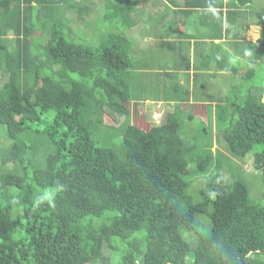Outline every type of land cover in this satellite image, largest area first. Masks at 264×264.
Returning <instances> with one entry per match:
<instances>
[{"label": "trees", "instance_id": "16d2710c", "mask_svg": "<svg viewBox=\"0 0 264 264\" xmlns=\"http://www.w3.org/2000/svg\"><path fill=\"white\" fill-rule=\"evenodd\" d=\"M139 1L94 13L99 0H0V264H264V78L251 86L249 70L232 88L214 141L195 104H169L164 72L139 73L126 33L140 14L199 9L221 39L223 1ZM254 2L230 0L228 17L264 28ZM114 19L116 32H98ZM89 32L93 46L77 40ZM245 45L264 49V29ZM158 99L173 107L162 123H129L133 104ZM106 115L123 129L95 140Z\"/></svg>", "mask_w": 264, "mask_h": 264}, {"label": "crops", "instance_id": "0c3cea01", "mask_svg": "<svg viewBox=\"0 0 264 264\" xmlns=\"http://www.w3.org/2000/svg\"><path fill=\"white\" fill-rule=\"evenodd\" d=\"M161 1L168 7L174 8L170 0ZM222 1L225 5L229 0ZM225 6L220 12L221 26L224 28L221 39L209 37L210 31L203 26L206 19L211 20V16L203 11L200 13L199 9L193 11L190 17L185 14L175 15V20L173 15L167 16L164 19L165 25L160 24L157 30L155 26L150 28L141 24L139 20V22L134 21L132 29L126 33L132 43V59L140 63L139 73L143 76L164 72L165 74L162 75L165 76L163 82L166 87L165 93L169 95L168 100L173 102L169 104H178L183 112L191 111V106L195 104L197 118L202 122L205 121L208 126L212 125L214 141L217 136V118L222 115L218 112H222L221 110L227 112L234 107L232 100L229 102L231 96L226 94L232 93L234 86L243 85L241 83L249 70L254 72L256 65L264 64V49L255 51L252 47L245 45L256 44L264 29L263 26L256 22L247 25L237 15L233 17L230 15L229 18L227 13L234 11H229L233 8ZM226 26L229 27L228 37L225 32ZM252 27L258 30L248 33ZM250 36L254 38V41L248 40ZM145 63L152 66L147 65L148 69H146ZM256 77V75L251 77V86L257 85ZM169 86H174V95L171 94ZM177 86H184V90ZM262 86L264 87V84ZM220 89L228 90V92L222 94ZM241 93L246 94V91ZM144 104L155 105L153 107L157 112V109L160 110L161 105L165 103L158 99L157 101L148 100ZM140 105L143 106V104ZM136 106L132 105L133 108ZM164 106L165 109L173 111V107ZM208 117H212L211 123L207 122Z\"/></svg>", "mask_w": 264, "mask_h": 264}, {"label": "rangeland", "instance_id": "374dc122", "mask_svg": "<svg viewBox=\"0 0 264 264\" xmlns=\"http://www.w3.org/2000/svg\"><path fill=\"white\" fill-rule=\"evenodd\" d=\"M99 1H100V5L96 6L95 8H93V9H95L94 13L95 12L96 13L104 12L107 9V7L110 9L111 8V2H114V0H111V1L110 0H99ZM175 1L180 3L179 0H175ZM139 2L138 3L143 6L141 8H144L148 4V3H146L143 0H140ZM228 3H230V0H229ZM228 3L225 4V5H228ZM97 4H98V1L96 2V5ZM137 4H136V7H137ZM117 5H119V3H117ZM222 5H223V7H226L224 4H222ZM254 6L258 9V11L261 10V13H262L261 15L264 14V0H255ZM228 8H229V6H228ZM111 9H113V8H111ZM158 9H160V7ZM149 12H152V15L154 14L151 8L149 9ZM156 15H155V17H151V16H147L146 15V17L144 18V16L142 14H140V19L141 20H139V21L141 22V24L149 26V24H150L149 20H153V23L150 24V28L155 26L156 30H157V29H159L160 24L165 25L166 21L163 20L164 17L162 18L161 14H159V13L157 14V12H156ZM179 16H181V15H179ZM68 17L72 18L73 15L69 14ZM160 17H161V20L157 19V18H160ZM90 18H92L94 23L96 22L95 21L96 18H95L94 15H92ZM101 20H103V19H100L99 21H101ZM175 20H176V17H175ZM93 22L90 23L91 27L93 25ZM116 23L118 25H121V21L120 20H118L117 22H116V19L111 20V21L110 20H105L104 21V27L101 26L100 30H98V32L99 33L104 32L105 35L110 33V32H113V30L116 32V28H115L116 27ZM73 27L74 28L76 27L74 22H73ZM118 30L122 31L123 30V26H120V28ZM240 30L242 31L241 28H240ZM254 30L257 31L258 29L252 27V28H250L248 30V33L253 32ZM84 33H85V31L82 32V34H84ZM97 36H99V35H96L95 32H91V33L89 32V34L87 36H85V38H80V39L76 38V39L79 42H81L82 44H85V45H88V46H93L95 44V41H97ZM248 40L249 41H254V38L250 36V37H248ZM145 65H146V69H148L147 65L152 66L151 64H146V63H145ZM255 67H256L254 69V71L256 72L255 75L258 76V77L255 78V82L257 84H261L262 80H263L262 78H264V64H258ZM162 87H164L163 84H162ZM177 87L179 89L182 87L183 90H184V86H181V87L177 86ZM169 90H170L172 95L175 94L174 86H169ZM220 91L222 92V94H225V93L228 92V90H225V89H220ZM90 92H91V90H90ZM93 95H95V94H93ZM226 95L232 96V93L228 92ZM153 106H155V105L146 106V104H143V106L137 105L136 107H134L133 111H132V116L130 117L129 123L138 124L139 126H141L143 128H148L150 125H158V124L162 123L164 121V119H165L166 114L168 112L172 111L171 109H165V106L163 104V105H161L162 107L160 108V110L158 108L157 112H156V110L154 109ZM167 107L170 108V106H167ZM103 120H104V125H106V126H103V127L101 126L100 128H97L99 130V134H97V136H96L95 132L92 134V136H93V138L95 140L98 139L97 137L101 138V135H110V133H111V129L109 128L110 126H113L114 128H118V127H121L122 123L124 122L123 121L124 120L123 117H120V118H117L116 120H113L112 118H109L107 115L103 116ZM196 121H197L196 124L198 126L200 125L199 123H204V122L200 121L198 118L196 119ZM207 122L211 123L212 122V117H208L207 118ZM192 127H193V125H190V129H192ZM122 129H123V127L119 128V131L122 130ZM200 129H201V127H199L197 130L199 131ZM187 131L189 132V130H187ZM193 134H196V133H193ZM0 137H1V131H0ZM0 142H1V138H0ZM103 142L106 143L107 141H104V139H103ZM98 143H101V141L99 140ZM101 145H105V144L102 143ZM217 147H218V145L215 143L214 146L212 147V152L213 153L216 151ZM251 155H249V156H251ZM243 168L244 169H243V173H241V178L242 177L245 178L247 186L250 187V195H251L252 199L255 200L256 199V195L258 194L259 191H261V193H262L263 188L261 187V185L258 184V182H260V180L257 179V176L254 175L255 171L253 170L252 162H251L250 159H248L245 162V165H244ZM200 184H203L202 181L197 182L196 188L199 189ZM191 191H192V189H191Z\"/></svg>", "mask_w": 264, "mask_h": 264}, {"label": "clouds", "instance_id": "9594fccd", "mask_svg": "<svg viewBox=\"0 0 264 264\" xmlns=\"http://www.w3.org/2000/svg\"><path fill=\"white\" fill-rule=\"evenodd\" d=\"M262 101L264 102V94H263V99H262ZM50 203H51V201H49Z\"/></svg>", "mask_w": 264, "mask_h": 264}]
</instances>
